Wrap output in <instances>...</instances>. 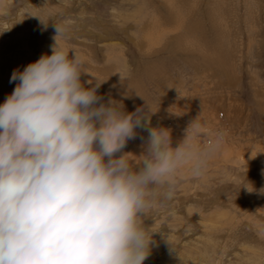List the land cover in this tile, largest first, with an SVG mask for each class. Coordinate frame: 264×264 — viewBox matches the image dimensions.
Instances as JSON below:
<instances>
[{"label":"rangeland","instance_id":"1","mask_svg":"<svg viewBox=\"0 0 264 264\" xmlns=\"http://www.w3.org/2000/svg\"><path fill=\"white\" fill-rule=\"evenodd\" d=\"M55 23L85 60L81 80L104 81L98 94L128 112L159 107L151 126L169 128L173 147L195 119L201 146L222 133L141 218L153 239L144 264H264V195L240 188L245 174L264 186V0H0V103L13 70L51 54ZM146 140L137 129L123 151Z\"/></svg>","mask_w":264,"mask_h":264},{"label":"clouds","instance_id":"2","mask_svg":"<svg viewBox=\"0 0 264 264\" xmlns=\"http://www.w3.org/2000/svg\"><path fill=\"white\" fill-rule=\"evenodd\" d=\"M55 26L51 54L13 70L0 103V264H144L153 239L141 218L170 197L178 168L205 165L222 133L201 146L195 119L173 147L169 128L151 126L159 107L142 96L128 112L98 94L104 81L81 80L85 60ZM137 129L147 132L139 155L123 151ZM241 187L264 195L246 174Z\"/></svg>","mask_w":264,"mask_h":264}]
</instances>
